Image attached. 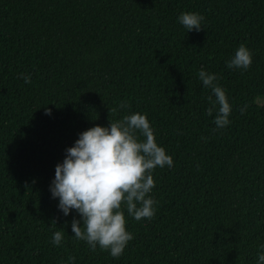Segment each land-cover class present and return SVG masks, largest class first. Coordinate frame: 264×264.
<instances>
[{
  "label": "trees",
  "instance_id": "1",
  "mask_svg": "<svg viewBox=\"0 0 264 264\" xmlns=\"http://www.w3.org/2000/svg\"><path fill=\"white\" fill-rule=\"evenodd\" d=\"M185 12L203 17L200 31L179 22ZM241 44L251 66L228 68ZM201 68L232 106L223 128L219 105L207 114L215 96ZM134 113L173 166L152 172L154 218L122 206L134 238L113 258L75 238L79 213L65 216L50 186L80 133ZM259 254L264 0H0V264H260Z\"/></svg>",
  "mask_w": 264,
  "mask_h": 264
},
{
  "label": "clouds",
  "instance_id": "2",
  "mask_svg": "<svg viewBox=\"0 0 264 264\" xmlns=\"http://www.w3.org/2000/svg\"><path fill=\"white\" fill-rule=\"evenodd\" d=\"M178 20L187 31L202 29L203 17L197 13H182ZM252 55L241 44L226 66L247 70ZM22 78L25 83H31L29 75ZM198 78L215 96V100L208 97L211 106L207 114L212 115L219 105L214 123L217 128L227 126L232 106L217 83L219 77L201 68ZM125 107L130 105L120 104V108ZM246 108L247 105L241 108V114ZM112 111L115 113L116 109ZM46 113L50 114V110L46 109ZM137 133L145 139L141 141ZM66 152L63 162L55 166L50 186L52 196L59 198L58 207L65 216L70 209L79 213L80 219H73L71 224L77 240L86 241L93 252L99 247L119 258L134 238L126 229L122 206L136 221L154 218L157 201L149 196L155 187L152 172L157 167H172V157L156 143L147 117L139 113L126 115L107 127L96 125L83 131ZM63 238L64 232L56 231L51 243L60 246ZM71 260L74 257H69ZM258 260L264 264V254H259Z\"/></svg>",
  "mask_w": 264,
  "mask_h": 264
},
{
  "label": "rangeland",
  "instance_id": "3",
  "mask_svg": "<svg viewBox=\"0 0 264 264\" xmlns=\"http://www.w3.org/2000/svg\"><path fill=\"white\" fill-rule=\"evenodd\" d=\"M258 100H261V98H259Z\"/></svg>",
  "mask_w": 264,
  "mask_h": 264
}]
</instances>
